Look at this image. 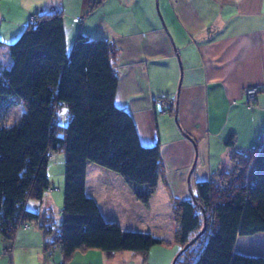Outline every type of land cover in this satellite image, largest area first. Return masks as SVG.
<instances>
[{"label": "trees", "instance_id": "16d2710c", "mask_svg": "<svg viewBox=\"0 0 264 264\" xmlns=\"http://www.w3.org/2000/svg\"><path fill=\"white\" fill-rule=\"evenodd\" d=\"M2 44L0 36V49ZM9 53L8 63L0 60V233L13 241L26 224L38 225L50 238L45 249H61L60 264L88 249L148 252L162 244L150 233L106 220L87 193L89 163L122 176L145 205L166 176L160 144L143 145L131 114L115 102L116 45L80 32L70 49L62 12L38 11L9 44ZM14 106H23L22 118L7 126L3 122ZM58 151L65 155L59 225L52 210L28 207L51 189L49 159ZM172 208L175 242L180 249L192 242L175 264H264V251L236 249L239 237L264 236V133L250 149L235 150L212 178L198 182L192 198L174 199Z\"/></svg>", "mask_w": 264, "mask_h": 264}, {"label": "crops", "instance_id": "0c3cea01", "mask_svg": "<svg viewBox=\"0 0 264 264\" xmlns=\"http://www.w3.org/2000/svg\"><path fill=\"white\" fill-rule=\"evenodd\" d=\"M155 4L0 0V28L7 20L10 26L21 22L27 13L58 10L68 47L80 32L116 45L115 102L131 114L143 145L160 144L166 176L145 205L122 176L89 163L87 193L106 220L163 239L170 235L161 228L170 227L172 198H192L198 182L212 178L235 150L250 149L264 133V0H157V9ZM251 87L258 93L248 106L245 90ZM170 107L175 117L168 114ZM231 136L234 143L228 144ZM59 200L50 191L28 207L45 213ZM32 228L19 229L13 241L0 233V264L61 263V249L51 254L45 249L50 238L38 225ZM254 245L264 251V242L256 239Z\"/></svg>", "mask_w": 264, "mask_h": 264}, {"label": "rangeland", "instance_id": "374dc122", "mask_svg": "<svg viewBox=\"0 0 264 264\" xmlns=\"http://www.w3.org/2000/svg\"><path fill=\"white\" fill-rule=\"evenodd\" d=\"M155 3H156L155 7L157 9V0H155ZM16 4L19 3L16 2ZM36 12L34 11L31 14L27 13L25 19L22 20L21 22L12 21L13 23L12 26H10V21L8 20L4 23L3 27L1 28V34H0L1 40L3 42L0 49V60L2 62L8 63V61L10 60L9 44L14 42L22 34L25 27L30 22L31 19L30 16ZM17 19L18 17H16L13 20L17 21ZM17 23H19V25L21 26L19 27V29L15 30ZM69 48L71 49V46ZM168 114L173 115L172 110L168 112ZM22 115H23V106H14L10 109L9 115L7 116L5 122L3 123L7 126L14 125L21 120ZM66 122H67L66 117H63L62 124H66ZM48 173L51 182L50 190L52 191V193L59 195V199H60L59 203L58 201L53 202L54 203L53 211L51 213L53 217L56 219L57 224L59 225V222L62 218V208L64 202V186H65V155L63 152L58 151L50 155ZM50 190L46 193V195L50 193ZM162 198L163 196H161V200ZM171 202H174L173 198ZM170 210H171L170 227H168L167 229L161 228V230L164 231V233H167L169 231L172 238L170 237V235L168 236L164 235L163 243L154 245L148 252L119 251L113 253H106L98 249H91V250L88 249L86 251L87 252L86 254H83L84 252L79 251L78 254L76 255L75 262H73L72 264H173L175 257L178 255L181 249L179 248V244L175 242L176 222L174 220V211L172 208V203ZM205 223H206V219H205ZM57 224H56V228H57ZM32 227H33L32 229L35 230L37 229L36 225L34 224L32 225ZM152 229L154 230L153 226ZM205 229L206 228L203 227V229L198 233V235L200 234L201 236V234L204 232ZM256 239L260 241V243L264 242V238L259 239L255 236L239 237L236 244V249L246 254L255 253L257 252L256 247L260 248V245L258 243L257 246L254 247L255 246L254 242H256ZM50 253L53 254V251H50ZM191 255H193V253H191L189 256Z\"/></svg>", "mask_w": 264, "mask_h": 264}, {"label": "built area", "instance_id": "2783aa9c", "mask_svg": "<svg viewBox=\"0 0 264 264\" xmlns=\"http://www.w3.org/2000/svg\"><path fill=\"white\" fill-rule=\"evenodd\" d=\"M257 93H258V89L256 87L247 88L245 90V95H246V100H247L246 104L248 106H252L253 103H255L256 97H257ZM162 104L164 105V107L165 106H167V107L170 106V103L167 102V101L166 102L165 101H162ZM166 108H164V109H166ZM24 228L28 229L29 228V224H26L24 226Z\"/></svg>", "mask_w": 264, "mask_h": 264}, {"label": "water", "instance_id": "95a60500", "mask_svg": "<svg viewBox=\"0 0 264 264\" xmlns=\"http://www.w3.org/2000/svg\"><path fill=\"white\" fill-rule=\"evenodd\" d=\"M177 118V117H176ZM205 228V227H204ZM203 232V231H202ZM201 232V233H202ZM200 236V234L199 235H197V237H199ZM197 237H195L194 239H193V241H195L196 240V238ZM191 243L192 242H189L186 246H184L182 249H181V251L178 253V255L175 257V259H174V261H173V264H175L176 263V260H177V258L189 247V246H191Z\"/></svg>", "mask_w": 264, "mask_h": 264}]
</instances>
